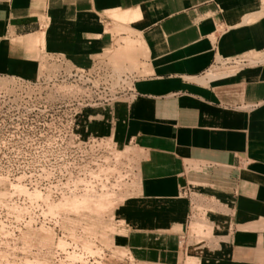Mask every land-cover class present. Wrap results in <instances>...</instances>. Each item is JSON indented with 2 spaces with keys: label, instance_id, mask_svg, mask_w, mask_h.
I'll return each instance as SVG.
<instances>
[{
  "label": "crops",
  "instance_id": "crops-1",
  "mask_svg": "<svg viewBox=\"0 0 264 264\" xmlns=\"http://www.w3.org/2000/svg\"><path fill=\"white\" fill-rule=\"evenodd\" d=\"M51 55L141 64L132 99L78 125L133 160L115 239L134 261L264 264V0H0V75Z\"/></svg>",
  "mask_w": 264,
  "mask_h": 264
},
{
  "label": "rangeland",
  "instance_id": "rangeland-1",
  "mask_svg": "<svg viewBox=\"0 0 264 264\" xmlns=\"http://www.w3.org/2000/svg\"><path fill=\"white\" fill-rule=\"evenodd\" d=\"M140 65L136 58L120 69ZM41 68L22 73L36 76ZM31 125L0 123V264H139L115 239L124 233L116 207L134 185L129 151L96 140L85 155L49 159L21 144ZM191 229L200 232L201 222ZM198 239L189 232L190 242Z\"/></svg>",
  "mask_w": 264,
  "mask_h": 264
},
{
  "label": "built area",
  "instance_id": "built-area-1",
  "mask_svg": "<svg viewBox=\"0 0 264 264\" xmlns=\"http://www.w3.org/2000/svg\"><path fill=\"white\" fill-rule=\"evenodd\" d=\"M136 77V72L117 68L103 57L83 67L61 55L47 56L33 79L0 75V123H33L21 144L49 159H75L85 155L88 143L109 140L82 138V111L132 99ZM126 256L131 258L128 252Z\"/></svg>",
  "mask_w": 264,
  "mask_h": 264
},
{
  "label": "bare ground",
  "instance_id": "bare-ground-1",
  "mask_svg": "<svg viewBox=\"0 0 264 264\" xmlns=\"http://www.w3.org/2000/svg\"><path fill=\"white\" fill-rule=\"evenodd\" d=\"M30 77H32V76H30ZM35 77V76H34Z\"/></svg>",
  "mask_w": 264,
  "mask_h": 264
}]
</instances>
